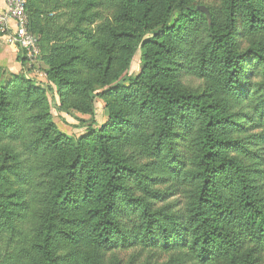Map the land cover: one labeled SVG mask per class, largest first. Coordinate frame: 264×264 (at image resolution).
<instances>
[{
	"label": "trees",
	"instance_id": "1",
	"mask_svg": "<svg viewBox=\"0 0 264 264\" xmlns=\"http://www.w3.org/2000/svg\"><path fill=\"white\" fill-rule=\"evenodd\" d=\"M197 7L26 0L48 84L0 81V264H264V0Z\"/></svg>",
	"mask_w": 264,
	"mask_h": 264
},
{
	"label": "rangeland",
	"instance_id": "2",
	"mask_svg": "<svg viewBox=\"0 0 264 264\" xmlns=\"http://www.w3.org/2000/svg\"><path fill=\"white\" fill-rule=\"evenodd\" d=\"M217 1L218 0H196L198 7H206L207 5L216 3ZM10 48L14 50L12 51ZM19 52L21 53V51L17 48L7 45L4 34H0V70H2L0 73V81L4 84H7L14 76L22 72L27 79L35 82L38 85H41L42 87H46L48 82L45 74L43 73L44 66L42 64H38L37 68L31 70L27 64L22 65V63H20V61L17 59L20 55ZM139 69V53H137L131 64L129 74L137 75ZM182 84L195 91H198V87L200 86V82L192 79H189L186 83L182 82ZM48 97L51 103V112L53 116L52 122L55 128L68 138H71L72 140L77 139L85 132L86 126L89 125L88 122L90 117L72 110H69L70 114L66 115L63 112L57 110L59 105L56 97L50 92H48ZM94 113L95 123L93 127L99 128L104 125L108 119L105 102L99 99L95 100ZM79 121H82V124H79ZM83 122H86L85 127L82 126Z\"/></svg>",
	"mask_w": 264,
	"mask_h": 264
},
{
	"label": "built area",
	"instance_id": "3",
	"mask_svg": "<svg viewBox=\"0 0 264 264\" xmlns=\"http://www.w3.org/2000/svg\"><path fill=\"white\" fill-rule=\"evenodd\" d=\"M4 10L0 13V32L4 34L7 45L20 50L31 70L39 64L38 38L28 30L26 0H2Z\"/></svg>",
	"mask_w": 264,
	"mask_h": 264
},
{
	"label": "water",
	"instance_id": "4",
	"mask_svg": "<svg viewBox=\"0 0 264 264\" xmlns=\"http://www.w3.org/2000/svg\"><path fill=\"white\" fill-rule=\"evenodd\" d=\"M197 10L199 12H201L206 17L207 22L209 23L210 22V16H209L208 10L204 6L197 7Z\"/></svg>",
	"mask_w": 264,
	"mask_h": 264
},
{
	"label": "crops",
	"instance_id": "5",
	"mask_svg": "<svg viewBox=\"0 0 264 264\" xmlns=\"http://www.w3.org/2000/svg\"><path fill=\"white\" fill-rule=\"evenodd\" d=\"M3 10H4V3L2 0H0V12H2ZM10 50L13 51L14 49L10 48Z\"/></svg>",
	"mask_w": 264,
	"mask_h": 264
}]
</instances>
